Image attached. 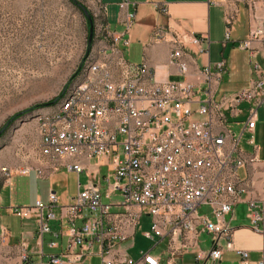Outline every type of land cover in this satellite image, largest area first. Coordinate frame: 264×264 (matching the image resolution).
<instances>
[{
  "label": "built area",
  "instance_id": "2783aa9c",
  "mask_svg": "<svg viewBox=\"0 0 264 264\" xmlns=\"http://www.w3.org/2000/svg\"><path fill=\"white\" fill-rule=\"evenodd\" d=\"M129 6L133 8L135 0L119 4L121 10ZM125 17L128 23L134 13ZM232 20L233 13L225 10L226 40ZM155 35L157 40H165L161 30ZM111 38L117 43L120 36ZM170 42L169 62L182 75L188 71L187 48L205 52L200 48L205 38L187 32L172 34ZM254 42L264 43L263 29H253L237 47L251 50ZM225 70L224 59L199 68L203 88L185 80L157 83L146 64L128 63L115 47L102 51L92 68V79L86 81L74 105L54 119L38 121L39 152L55 164L52 170L61 164L77 177L80 173L88 177L85 184L78 183L71 203L61 206V221L67 223L61 236L67 243L60 256H49L47 264H82L95 253V247L101 264H177L200 234L210 236L212 247L205 253L196 252V261H219L222 249L217 242L223 239L225 249L235 251L245 264L247 253L233 249L232 229L225 221L240 201L237 168L245 160L237 152L236 140L227 144V134L217 128L226 122L224 110L232 111L246 102L250 115L245 127L253 129V113L264 106V70L252 63L251 85L215 100ZM110 156L105 174L88 168L90 161ZM28 171L25 168L20 173ZM36 173L45 175L41 169ZM55 203V194L49 192L47 204L36 200L10 211L19 219L34 217L41 240L50 232L48 222L54 219ZM143 217L150 219L143 236L152 244L133 260L126 253L129 245H124L129 244ZM247 219L257 231L258 223L264 222V208L249 202Z\"/></svg>",
  "mask_w": 264,
  "mask_h": 264
},
{
  "label": "crops",
  "instance_id": "0c3cea01",
  "mask_svg": "<svg viewBox=\"0 0 264 264\" xmlns=\"http://www.w3.org/2000/svg\"><path fill=\"white\" fill-rule=\"evenodd\" d=\"M121 1L95 0L102 10L103 27L108 40L101 42L105 43L104 48L94 49L89 56L94 58L99 51L107 52L115 47L122 52L128 63L146 64L154 82L185 80L198 88L204 87L201 77L197 74L198 69L224 59L226 70L216 86L215 100L247 89L254 78L251 74L252 63L264 70V43L254 42L251 50L237 47L239 42L248 38L253 29L259 27L264 31V0H227L226 4H221L219 0H135V6H129L127 10L119 8ZM162 9L165 11H161ZM225 10L233 13L227 40ZM126 13H134L128 23L125 20ZM157 30L165 34L164 41L157 40ZM185 32L205 38L200 47L205 52L200 53L198 48L189 46L188 55L185 57L188 71L182 75L178 68L169 62L168 55L172 50V34ZM112 36H120L119 41L114 43ZM51 111L52 109L44 114ZM223 114L226 122L217 130L227 134V144L231 139L236 140L237 152L245 160V164L237 168L241 189L240 201L225 216V221L232 229L233 249L247 253L245 264H264V222L258 223L256 231L251 228L247 219L249 202L264 208V106L255 109V124L251 130L245 127L250 115L248 103L242 102L232 111L224 110ZM39 143L37 133H28L23 141L21 156L10 157L8 162L0 164V264H47L49 256H60L67 243V238L61 236V230L67 227L66 221H61V206L71 203L77 194L78 184L75 193L68 195L63 192L61 175H66L64 172L67 171L61 168V164L57 170H52L55 164L41 156ZM252 157L253 161L249 162ZM108 159L109 157L90 161L92 164L89 163L88 168L98 172L99 168L106 170ZM2 168L8 171V176L6 172H2L5 171ZM25 168L29 171L27 174H21L20 170ZM37 169H41L45 175L38 176ZM75 176L79 177L76 174ZM84 176L86 177L85 174ZM85 183L86 181L80 184ZM19 191L27 193L26 201H18ZM49 192L56 196V203L52 206L54 219L48 222L50 232L45 233L39 240L35 218L19 219L10 209L32 205L36 200L47 204ZM51 243H54V246H51ZM211 247L210 236L200 234L191 243L190 248L177 259V264H242L240 255L225 249L223 239L217 242V247L222 249L219 261L195 260L196 252L205 253ZM96 249L95 247V253L86 257L82 264H101Z\"/></svg>",
  "mask_w": 264,
  "mask_h": 264
},
{
  "label": "rangeland",
  "instance_id": "374dc122",
  "mask_svg": "<svg viewBox=\"0 0 264 264\" xmlns=\"http://www.w3.org/2000/svg\"><path fill=\"white\" fill-rule=\"evenodd\" d=\"M90 17L94 19L91 52L104 48L101 42L108 40L95 0H0V164L21 156L28 133L39 135V117L55 109L85 69L96 67L98 55L86 54ZM111 161L112 156L106 165ZM64 173L61 187L68 195L76 192V184L88 180L83 173L78 178ZM99 173L106 170L99 168ZM19 192L18 201H26L27 193ZM149 222L141 218L133 238L124 245H129L126 253L133 260L152 244L143 236Z\"/></svg>",
  "mask_w": 264,
  "mask_h": 264
},
{
  "label": "bare ground",
  "instance_id": "6f19581e",
  "mask_svg": "<svg viewBox=\"0 0 264 264\" xmlns=\"http://www.w3.org/2000/svg\"><path fill=\"white\" fill-rule=\"evenodd\" d=\"M98 57L101 58L102 51L97 53ZM92 68L89 67L85 69L81 75L77 78V83L74 84L65 94V96L58 102L55 109L50 113L44 114L39 117L38 121L46 120V119H54V116H60L65 113V109L68 106H72L75 103L76 96L82 94V90L86 88V81L92 79Z\"/></svg>",
  "mask_w": 264,
  "mask_h": 264
},
{
  "label": "trees",
  "instance_id": "16d2710c",
  "mask_svg": "<svg viewBox=\"0 0 264 264\" xmlns=\"http://www.w3.org/2000/svg\"><path fill=\"white\" fill-rule=\"evenodd\" d=\"M75 5H77L75 2H73ZM94 19L92 18V17H90L89 18V24L91 25V27H94V21H93ZM102 24H103V26H104V20L102 21ZM92 32H93V29H92ZM106 33V32H105ZM93 34V33H92ZM90 47H91V42H89L88 43V45H87V52H86V54L88 55V53L90 52ZM82 69H83V65H82V67L80 68V70H79V72H78V70H77V72H78V74H77V72L75 73V75L77 74V76L78 75H80V73H81V71H82ZM74 75V76H75ZM76 76V77H77ZM48 106H51L52 105V102L51 103H49V104H47Z\"/></svg>",
  "mask_w": 264,
  "mask_h": 264
},
{
  "label": "water",
  "instance_id": "95a60500",
  "mask_svg": "<svg viewBox=\"0 0 264 264\" xmlns=\"http://www.w3.org/2000/svg\"><path fill=\"white\" fill-rule=\"evenodd\" d=\"M91 36H92V27L90 25V28H89V39H88L89 42L91 40Z\"/></svg>",
  "mask_w": 264,
  "mask_h": 264
}]
</instances>
